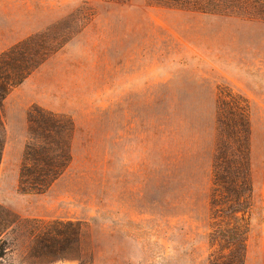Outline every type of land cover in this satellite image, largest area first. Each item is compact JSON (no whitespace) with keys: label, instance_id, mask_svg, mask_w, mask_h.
<instances>
[{"label":"rangeland","instance_id":"374dc122","mask_svg":"<svg viewBox=\"0 0 264 264\" xmlns=\"http://www.w3.org/2000/svg\"><path fill=\"white\" fill-rule=\"evenodd\" d=\"M192 2L0 0V55L34 36L59 47L0 109V208L60 223L62 252L34 259L23 224L0 264H264V19ZM236 104L246 182L217 167L240 147ZM35 109L74 125L42 194L19 190L28 147L56 144L32 137Z\"/></svg>","mask_w":264,"mask_h":264},{"label":"trees","instance_id":"16d2710c","mask_svg":"<svg viewBox=\"0 0 264 264\" xmlns=\"http://www.w3.org/2000/svg\"><path fill=\"white\" fill-rule=\"evenodd\" d=\"M191 1H193L192 8L202 13L264 19V0ZM43 39H45L43 36L30 37L0 55V109L10 92L20 86L59 48L48 46ZM236 109L240 130L232 132L233 134L229 136L238 135L241 139L239 140L240 147L237 150V155L234 153L232 156L234 162L230 159L228 150H225L219 158L222 161L217 164V167L226 174H237L243 182H246L249 179L248 113L246 106L236 104ZM29 123L34 140L40 137L53 138L56 143L54 147L36 143L30 145L28 147V163L23 166L20 173L19 190L21 192L42 194L57 181L69 165L70 141L74 125L70 119L56 116L43 109L33 110ZM1 127L0 110V129ZM2 147L3 142L0 137V153ZM23 224L31 238L30 253L34 259L49 260L62 255L61 251L52 249L49 245L51 229L60 223L51 224L35 219L22 220L18 215L0 208V261L5 256L10 244L5 240L8 230L20 228ZM58 234L60 238H67L66 232L59 231ZM232 264H236V262Z\"/></svg>","mask_w":264,"mask_h":264}]
</instances>
